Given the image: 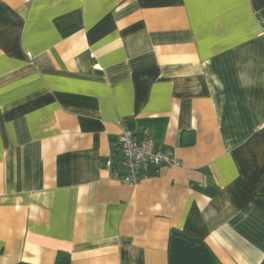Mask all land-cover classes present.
<instances>
[{
	"label": "crops",
	"instance_id": "obj_1",
	"mask_svg": "<svg viewBox=\"0 0 264 264\" xmlns=\"http://www.w3.org/2000/svg\"><path fill=\"white\" fill-rule=\"evenodd\" d=\"M58 254L264 264V0H0V264Z\"/></svg>",
	"mask_w": 264,
	"mask_h": 264
},
{
	"label": "built area",
	"instance_id": "obj_2",
	"mask_svg": "<svg viewBox=\"0 0 264 264\" xmlns=\"http://www.w3.org/2000/svg\"><path fill=\"white\" fill-rule=\"evenodd\" d=\"M116 145L120 153L119 165L123 170L121 180L129 185L146 179L150 172H156L159 167L181 166L170 149L156 148L146 137L137 140L134 132L125 128L121 129Z\"/></svg>",
	"mask_w": 264,
	"mask_h": 264
},
{
	"label": "trees",
	"instance_id": "obj_3",
	"mask_svg": "<svg viewBox=\"0 0 264 264\" xmlns=\"http://www.w3.org/2000/svg\"><path fill=\"white\" fill-rule=\"evenodd\" d=\"M64 257H66V260L63 261ZM56 264H69L68 256L66 254H58Z\"/></svg>",
	"mask_w": 264,
	"mask_h": 264
}]
</instances>
